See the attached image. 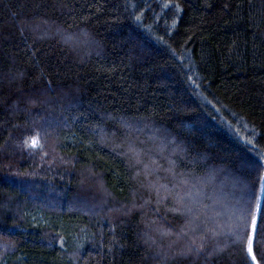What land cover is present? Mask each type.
<instances>
[{
    "label": "trees",
    "instance_id": "obj_1",
    "mask_svg": "<svg viewBox=\"0 0 264 264\" xmlns=\"http://www.w3.org/2000/svg\"><path fill=\"white\" fill-rule=\"evenodd\" d=\"M237 182L249 222L264 211V0H0V264H172L187 248L174 264H254L250 228L232 248L206 204ZM50 194L62 204H39ZM253 253L264 264V229Z\"/></svg>",
    "mask_w": 264,
    "mask_h": 264
},
{
    "label": "rangeland",
    "instance_id": "obj_2",
    "mask_svg": "<svg viewBox=\"0 0 264 264\" xmlns=\"http://www.w3.org/2000/svg\"><path fill=\"white\" fill-rule=\"evenodd\" d=\"M85 39H87V38H84V40ZM80 40L81 39L79 38L78 41H80ZM86 43L90 44V45L92 44L91 41H88V42L86 41ZM149 130H152V129H149ZM138 132H140V131H138ZM154 139H156V138L154 137ZM157 139L159 142L156 141L154 143H155V145L159 144V146H160L159 149H161L163 152H166L167 150H171L174 154L177 153L178 150H176V147L173 146L174 149H173V147L172 148L167 147L169 145L166 144L165 142H163V139H165V138H160V139L157 138ZM135 141H137V139ZM164 143L166 144V147H164V146L161 147L162 144H164ZM35 147H37V146H35ZM160 154H162V152H160ZM148 156H145L143 158V160H147ZM165 160H166L167 165H169L170 162H169L168 157ZM148 172L150 173V169ZM150 175H153V176L156 175V177H157V175H159L158 169L153 170V173ZM224 177H227V175H225ZM173 178H175V177L173 176ZM157 184L159 185V180L157 181ZM206 184H209V183L207 182ZM95 187L99 188L100 186L95 185ZM224 187H225V185L217 186L215 188V191H210V193L208 194L209 201L211 200L212 196L218 194L219 199H221L220 202H219L218 197L216 195V198H215V200H213V202L206 203V204H210L209 208L211 209L210 212H212L211 215H213L214 213L217 214V215H215L216 217H214L215 218L214 220H216L215 222L223 224V227L221 229L222 231L221 230L219 231V227L217 226L216 233L214 234V237L217 236V238H220L221 237L220 234H222V235L227 236L229 239L231 238V246L233 248L238 243V240H239L240 236L242 235L243 230L250 228L249 224L251 223V221L247 222L246 220L248 219V216L250 214L249 209H250V206L252 204L253 199L251 200L252 194L248 198V194L246 193L247 192L246 185L242 186L239 182L236 183L235 187L232 186L234 188L235 192H233L231 194L230 198L227 197L224 194V192H223V198H221V191H225L226 189H228V187L227 188H224ZM159 188L163 192H165V190H164L165 188H161V187H159ZM28 189H29V186H28ZM90 191L91 192L97 191V194L96 193L95 194L97 196H99L100 199L104 200L105 202H108L107 199L105 200V194L99 193L98 189H96V190L90 189ZM167 192H168V194H170L169 193L170 191H167ZM193 196L195 199L191 200L192 203L188 199L185 198V202H186L185 204L188 207V210H187L188 214H190V213L194 214L195 212H198L197 210L200 207V205L203 203V200L207 199V196L204 195V192L202 189L196 193L194 192ZM174 199L176 202L178 200L183 199V197H174ZM32 201L35 202V200H32ZM27 202H28V200H26L24 203H27ZM200 202H202V203H200ZM58 203L62 204V201L60 200V198H57L52 194H50L48 196V198H44L43 200L39 199V204H43V205L49 204L52 207L54 206L53 204L57 205ZM72 203H75V207L73 205L72 209H75V208L84 209L85 211H87L89 214H91L93 216H95L94 214H96V211H99V208H102V206L99 205V203L96 202L95 200H92V201L90 200L88 203H85L83 201L81 202V201H78V199L77 200L75 199V201ZM102 203H104V202L102 201ZM187 203H189V204H187ZM215 203H217V205ZM32 204H35V203H32ZM86 204H88V205H86ZM104 205H105V203H104ZM106 205H107V203H106ZM94 208H96V209L94 210ZM211 215L205 214L204 216H202V218H199L200 215H196V219H203V217H206L208 219H213V216H211ZM187 222L190 223L189 219H188V221H186V226L188 224ZM188 226L190 227V225H188ZM188 226L185 228L188 230L192 229L191 227L189 228ZM197 233L201 234L202 231L200 230ZM162 240H164V239H162ZM182 240H184V238ZM190 244L186 245V246H190ZM152 245H153L152 248H156V245H154V244H152ZM215 247H217V246H215ZM215 247H213V248L215 249ZM189 250H190L189 248L184 249L183 254L179 253L177 255V256H179V257H177V259H175L176 257H174V259L172 260V264H174L176 261H178V258H179V261L180 260L182 261L185 259L187 261H189L187 257H190V256L192 257V252H193L192 250L191 251H189Z\"/></svg>",
    "mask_w": 264,
    "mask_h": 264
},
{
    "label": "snow or ice",
    "instance_id": "obj_3",
    "mask_svg": "<svg viewBox=\"0 0 264 264\" xmlns=\"http://www.w3.org/2000/svg\"><path fill=\"white\" fill-rule=\"evenodd\" d=\"M31 145L33 147L37 146V141L32 140ZM256 213H257V215L253 216L251 223H250V234L247 238V245H246V251L248 253V256L251 258V260L254 262V264L257 260V257L253 253V238H254V236L258 230L264 229V211L261 210L260 205H257ZM189 251H191V249Z\"/></svg>",
    "mask_w": 264,
    "mask_h": 264
}]
</instances>
